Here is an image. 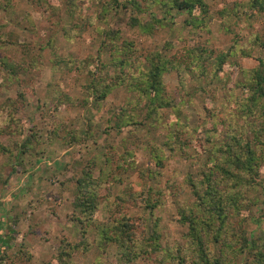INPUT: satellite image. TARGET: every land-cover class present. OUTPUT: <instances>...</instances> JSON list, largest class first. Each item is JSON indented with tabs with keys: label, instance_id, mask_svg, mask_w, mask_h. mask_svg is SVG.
Instances as JSON below:
<instances>
[{
	"label": "rangeland",
	"instance_id": "374dc122",
	"mask_svg": "<svg viewBox=\"0 0 264 264\" xmlns=\"http://www.w3.org/2000/svg\"><path fill=\"white\" fill-rule=\"evenodd\" d=\"M31 1L0 0V60L16 66V78L8 77L0 67V147L7 151L0 150V238L10 245L2 251L6 258L0 256V264H56L57 252L62 246L78 243H81L80 250L73 252L72 264H96L113 259L114 249L102 254L97 248L93 229L82 241L80 225L74 220L79 217L74 202L77 175L92 158L102 161L103 155L109 152L125 169L118 170L114 164L102 170L100 195L108 200L96 214L98 221L107 222L125 215L137 226L144 220L152 230L157 220L162 245L182 246L183 229L177 222L178 209L194 201L186 176L196 177L198 167H194L197 159L192 146L186 150L189 158L185 160L177 151L169 152L164 145L166 121L173 130L175 115L163 110L165 120L162 124L152 125L139 119L141 125L124 127L118 133L110 125L113 111L124 106L130 98L123 88L115 89L100 104L90 101L92 104L85 109L59 102L64 95L79 101L85 98L88 68L79 71L76 62L85 61L91 65L89 69L92 67L100 51V29L118 30L120 40L132 41L146 51H160L170 42L174 45L173 51L201 45L225 52L235 41L240 47L251 50L249 58L234 59L240 68L249 70L257 65V57L264 59V47L251 46V35L264 28V14L255 13L254 20H247L244 27H233L231 31L227 25L235 18L224 19L219 13L234 6V0H203L208 9L207 22L205 27L193 30L184 24L187 13L173 11L170 16H162L155 8L138 16L130 9L119 7L107 13L105 22L94 19L82 33L74 28L76 32H69L66 37L63 29L75 27V19L66 13L65 0H45L54 8L51 12L39 11ZM237 3L242 12L253 13L248 7L249 0H237ZM88 7L90 15L100 10L96 5L88 4ZM136 16L142 21L151 16L165 17L170 27L154 35H143L138 28L129 26V19ZM49 38L52 48L46 46ZM55 56L71 61L67 63L71 70L55 66ZM100 57L104 62L111 59L107 49ZM183 76L184 88L175 73L166 75L164 83L172 102L178 105L180 123L192 129L204 125L206 107L221 109L220 105L225 102L223 97H227L226 90L233 88L234 82L240 79L238 67L227 65L222 83L212 86L202 83L203 92L189 72H184ZM232 90L235 95L239 94L238 90ZM220 113L219 119L222 109ZM88 121L93 124L91 137H87ZM32 134L35 139L30 136ZM72 136L78 140L71 142ZM194 137L195 147L206 145L204 134L198 132ZM28 138L30 147L21 154L20 148ZM150 146L161 157V166L153 159ZM199 152L201 164L204 158ZM127 162L132 164L130 168ZM260 171L262 186L260 203L254 208L256 216L264 211V165ZM92 172L94 177H101L98 167ZM148 188L153 190L150 197L157 205L147 212L133 203L117 201L116 197H125L129 192L143 195L142 191ZM261 226L264 227V221ZM257 227L256 220L244 223L249 235L255 234ZM135 264L154 262L141 258Z\"/></svg>",
	"mask_w": 264,
	"mask_h": 264
},
{
	"label": "trees",
	"instance_id": "16d2710c",
	"mask_svg": "<svg viewBox=\"0 0 264 264\" xmlns=\"http://www.w3.org/2000/svg\"><path fill=\"white\" fill-rule=\"evenodd\" d=\"M31 2L39 11L49 12L54 9L45 0ZM88 4L99 6L100 10L95 15H90ZM234 4L230 9H223L219 13L224 19L235 18L231 25H227L231 31L233 27H244L247 20H254L255 13L264 14V0H249L248 7L253 12L251 14L242 12L237 0H234ZM65 7L66 13L75 19V27L63 29L66 37L69 32L82 33L93 24L94 19L105 22L107 13L119 7L130 9L138 16L155 8L162 16H170L173 11L177 14L187 13L184 24L193 30L205 27L208 17L207 5L203 0H65ZM129 26L138 28L143 35H154L160 29L170 27L165 17L157 19L154 16L146 21L137 16L131 17ZM99 32L102 38L100 51L92 67L89 69L91 65L85 61L76 62L79 71L88 68L85 98L79 101L64 95L59 103L85 109L89 104L102 103L115 89L123 88L130 94V98L124 106L117 107L111 116V129L118 133L127 126L138 127L141 125L139 119L152 125H160L165 120L163 110H170L175 115L176 123H173L174 128L171 130L166 121L167 136L164 145L169 152L177 151L185 160L189 158L186 150L192 146L197 159L194 167H198V170L196 177L192 174L186 176L194 201L181 205L178 209L177 222L183 229L184 243L182 246L169 248L162 245L157 220L153 223L152 230L147 228L144 220L138 224L139 228L125 215L107 222L98 221L96 214L103 207L104 201L108 200V197L100 195L104 174L102 170L111 168L114 164L118 170H124L125 166L120 161L115 162V155L111 152L103 155L102 161L98 157L88 161L75 179L74 202L79 217L74 220L80 225L82 241L86 240L88 232L93 229L100 252L106 254L109 249H112L110 252L113 249L115 251L112 260L97 261L96 264H135L141 258L152 259L154 264H264V227L261 226L264 211L257 216L254 213V208L260 203V170L264 165V59L257 57V65L247 70L240 68L234 59L239 56L249 58L251 50L240 47L235 41L225 52L213 51L201 45L173 51L174 45L170 42L160 51H146L132 41L120 40L121 33L118 30L100 29ZM251 39L252 48L264 47V28L251 35ZM46 46L52 48L51 38ZM105 49L111 56L109 62H104L100 57ZM69 62L71 61L57 56L54 59L55 66L71 70L72 67L67 66ZM230 64L238 67L240 79L234 82L233 88L226 90L227 97H223L225 102L220 105L222 118L219 119L220 108L213 110L206 107L204 125L192 129L180 123L178 105L172 102L164 77L175 73L180 86L184 88L183 73L189 72L200 83L198 88L205 92L202 83L207 86L221 84L225 68ZM0 67L8 77L16 78L15 65L2 59ZM232 89L238 90L239 94L235 95ZM20 98L22 99V95ZM231 105L234 107H230ZM92 125L88 121L87 137L92 136ZM198 132L205 135L206 145L197 148L194 146V134ZM30 136L35 139L34 134ZM76 139V136H72L70 140L75 142ZM23 145L20 148L21 154L26 152L25 148L30 147L29 138ZM149 148L153 150L151 153L156 164L161 166V157L155 153L154 147ZM0 150L7 152L1 147ZM199 151L204 158L201 164L198 162L202 158ZM127 164L129 168L132 166L129 162ZM96 167L99 168L101 177L93 176L92 171ZM152 191L148 188L142 191L143 195L140 192H129L125 197L116 198L117 201L133 203L147 212L157 205L150 197ZM246 220H256L258 227L255 234L249 235L244 229ZM0 245V256L6 258L2 251L10 245L3 238H0ZM80 246L81 243L62 246L57 252L56 264H72L73 252L80 250ZM81 248L86 250V247ZM1 261L4 262V259Z\"/></svg>",
	"mask_w": 264,
	"mask_h": 264
}]
</instances>
